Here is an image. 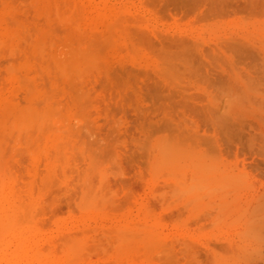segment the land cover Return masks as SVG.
<instances>
[{"label":"rangeland","instance_id":"rangeland-1","mask_svg":"<svg viewBox=\"0 0 264 264\" xmlns=\"http://www.w3.org/2000/svg\"><path fill=\"white\" fill-rule=\"evenodd\" d=\"M1 210L19 264H264V0H0Z\"/></svg>","mask_w":264,"mask_h":264},{"label":"bare ground","instance_id":"bare-ground-1","mask_svg":"<svg viewBox=\"0 0 264 264\" xmlns=\"http://www.w3.org/2000/svg\"><path fill=\"white\" fill-rule=\"evenodd\" d=\"M31 122V121H30ZM34 122V121H33ZM42 122V121H41ZM25 123H27V122H25ZM43 123H44V121H43ZM23 125V124H22ZM31 125V124H30ZM42 125H44V124H42ZM24 126V125H23ZM40 127V126H39ZM43 127V126H42ZM41 127V128H42ZM44 128H45V126H44ZM44 128H42V130L44 129ZM64 154V153H63ZM2 172V171H1ZM5 184H7V183H5ZM6 186V185H5ZM23 188V187H22ZM6 190V189H5ZM21 191V190H20ZM16 192V191H15ZM9 194V193H8ZM16 195V194H15ZM13 196L14 195H12V198H13ZM3 199H4V202H6V198L3 196L2 197ZM9 200V199H8ZM23 201V200H22ZM18 202V201H17ZM20 202V201H19ZM3 203V202H2ZM16 203V202H15ZM4 204H6V203H4ZM19 204V203H18ZM16 205V204H15ZM20 205H22V204H20ZM7 207V206H6ZM17 207V206H16ZM15 207V208H16ZM10 208V207H9ZM11 212V211H10ZM18 212V211H17ZM16 212V213H17ZM11 214V213H10ZM14 215V214H13ZM12 215V216H13ZM22 215V214H21ZM22 218V217H21ZM15 222V221H14ZM12 228H13V221L11 220V217L10 216H8L7 215V213L5 212V211H3V210H1L0 211V240L2 241V243H5V245L7 244V242H8V240H6L7 239V236L8 235H11V233H12ZM16 229V228H15ZM15 229H13V230H15ZM134 230V229H133ZM16 231V230H15ZM133 232V231H132ZM41 235V234H40ZM9 238H10V236H9ZM8 238V239H9ZM126 239H128V238H126ZM23 241V240H22ZM73 243V242H72ZM45 244H47V243H45ZM68 244V243H67ZM67 244H65V245H67ZM75 244V243H74ZM77 244V243H76ZM3 245V244H2ZM8 245V244H7ZM31 245V244H30ZM75 246V245H74ZM43 247H45V246H43ZM72 247H73V244H72ZM76 247H77V245H76ZM74 248V247H73ZM72 248V250H74ZM11 249V248H10ZM42 249V248H41ZM48 249V248H47ZM71 250V251H72ZM78 250V249H77ZM77 250H75L74 252H77ZM81 250V249H80ZM79 250V252L78 253H80L81 251ZM49 251V250H48ZM38 252V251H37ZM47 252V251H46ZM50 252V251H49ZM53 252H55V251H53ZM73 252V253H74ZM19 254H20V249H16L15 251H12L11 252V255H10V253H9V250L7 249V248H5V247H0V264H19V261L22 259V257L23 256H25V252H24V254H23V256H19ZM78 255V254H77ZM74 256H76V254L74 255ZM79 256V255H78ZM74 259H78V258H76V257H74ZM23 260V259H22ZM21 260V261H22ZM79 260V259H78ZM77 261V260H76ZM119 264V263H118ZM121 264V263H120Z\"/></svg>","mask_w":264,"mask_h":264}]
</instances>
